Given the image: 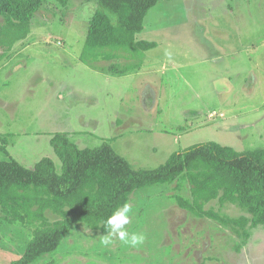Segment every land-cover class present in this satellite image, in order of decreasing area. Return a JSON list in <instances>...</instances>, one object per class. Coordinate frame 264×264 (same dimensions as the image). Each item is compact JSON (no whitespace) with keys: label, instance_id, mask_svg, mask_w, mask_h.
<instances>
[{"label":"rangeland","instance_id":"rangeland-1","mask_svg":"<svg viewBox=\"0 0 264 264\" xmlns=\"http://www.w3.org/2000/svg\"><path fill=\"white\" fill-rule=\"evenodd\" d=\"M96 7L97 0H69L64 7L46 0L25 38L1 44L0 160L33 168L50 157L60 172L50 143L57 132L80 148L106 141L135 169L158 167L170 154L207 141L236 151L264 147V0L159 1L135 34L156 45L118 53L126 56L123 66L137 65L124 75L107 67L117 61L112 58H81ZM178 194L190 197L185 180L131 194L126 228L144 234L141 245L114 238L105 247V234L82 222L30 264H264L263 225L237 250L240 239L230 228L182 208ZM204 208L245 214L217 200ZM5 215L0 207V264L22 255L38 223Z\"/></svg>","mask_w":264,"mask_h":264},{"label":"trees","instance_id":"trees-1","mask_svg":"<svg viewBox=\"0 0 264 264\" xmlns=\"http://www.w3.org/2000/svg\"><path fill=\"white\" fill-rule=\"evenodd\" d=\"M46 0H0V46H11L30 32L36 12ZM66 6L69 0H53ZM161 0H97L88 20L81 58H108L150 49L153 41L136 40L148 11ZM114 65V64H110ZM131 66L126 65L125 71ZM114 72H121L112 68ZM61 161L57 172L50 157H42L33 168L13 158L0 160V207L5 219L34 225L33 236L22 255L9 264H30L55 250L69 229L85 223L106 234L107 218L129 202L131 194L154 184H171L179 179L189 185V198L178 194L179 206L198 217H207L231 229L245 244L251 230L264 226V147L236 151L214 141L193 144L170 154L155 168L135 169L104 141L93 148L78 147L64 132L50 139ZM4 148V147H3ZM2 148V149H3ZM179 188V184H176ZM217 200L245 214L229 216L204 206ZM46 211L59 216L49 222ZM11 218V219H9Z\"/></svg>","mask_w":264,"mask_h":264},{"label":"clouds","instance_id":"clouds-1","mask_svg":"<svg viewBox=\"0 0 264 264\" xmlns=\"http://www.w3.org/2000/svg\"><path fill=\"white\" fill-rule=\"evenodd\" d=\"M132 206L125 203L123 206L117 208L107 218V234L101 238V244L105 247L110 246L113 243L114 238H118L124 243H128L131 246H138L143 244L145 236L143 233L129 234L126 226L131 222Z\"/></svg>","mask_w":264,"mask_h":264},{"label":"crops","instance_id":"crops-1","mask_svg":"<svg viewBox=\"0 0 264 264\" xmlns=\"http://www.w3.org/2000/svg\"><path fill=\"white\" fill-rule=\"evenodd\" d=\"M216 55L219 56L218 54H216ZM125 57L126 56H119V57L112 58L114 60H117L118 62L117 61H115V62L111 61L110 64L112 63L114 65H108L107 67H109L111 70L114 67V68H116V70L121 71V72H114L113 71V73H115V74H123V75L124 74H128L129 71H133L135 68H137V65L136 64L135 65H133V64H127V65L131 66V69L129 71H125L124 73H122V71L124 70V66L125 65L123 66V62H121V61H123V59Z\"/></svg>","mask_w":264,"mask_h":264}]
</instances>
